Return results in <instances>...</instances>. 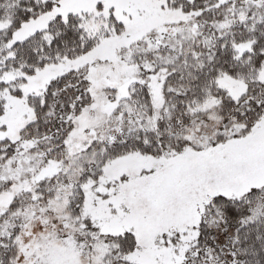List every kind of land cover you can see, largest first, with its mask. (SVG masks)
<instances>
[{
	"label": "snow or ice",
	"instance_id": "obj_1",
	"mask_svg": "<svg viewBox=\"0 0 264 264\" xmlns=\"http://www.w3.org/2000/svg\"><path fill=\"white\" fill-rule=\"evenodd\" d=\"M0 264H264V0H0Z\"/></svg>",
	"mask_w": 264,
	"mask_h": 264
}]
</instances>
